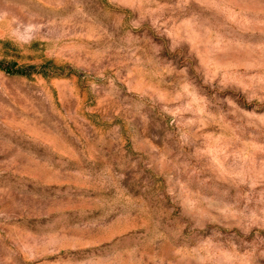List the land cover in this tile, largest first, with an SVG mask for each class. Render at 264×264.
I'll list each match as a JSON object with an SVG mask.
<instances>
[{"label": "rangeland", "instance_id": "374dc122", "mask_svg": "<svg viewBox=\"0 0 264 264\" xmlns=\"http://www.w3.org/2000/svg\"><path fill=\"white\" fill-rule=\"evenodd\" d=\"M0 264H264V0H0Z\"/></svg>", "mask_w": 264, "mask_h": 264}]
</instances>
